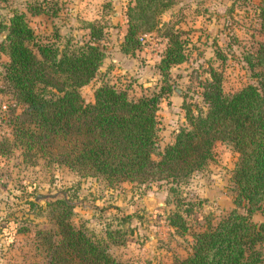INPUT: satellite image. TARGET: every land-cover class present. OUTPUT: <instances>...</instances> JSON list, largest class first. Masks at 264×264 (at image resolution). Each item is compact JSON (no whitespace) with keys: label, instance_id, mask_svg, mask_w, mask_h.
Returning <instances> with one entry per match:
<instances>
[{"label":"trees","instance_id":"16d2710c","mask_svg":"<svg viewBox=\"0 0 264 264\" xmlns=\"http://www.w3.org/2000/svg\"><path fill=\"white\" fill-rule=\"evenodd\" d=\"M170 3L132 0L125 8L119 44L122 52L132 53L141 47L142 33L163 25L166 43L157 63L163 77L171 65L186 58L179 32L160 21ZM26 9L30 14L47 12L37 1ZM257 19L263 38L242 56L254 81L225 91L220 71L209 67L200 83L202 104L184 105V123L159 148V92L131 98L125 88L102 80L91 101H84L79 92L104 58L97 44L100 23L86 21L88 37L78 42L68 36L60 43L41 41L25 12L12 9L0 21V53L6 57L0 63V91L12 100L5 116L10 131L0 137V155L18 150L24 164L64 166L106 186L165 181L175 201L165 219L181 233L187 227L179 207L184 205L182 211L189 213L191 203L181 202L179 187L205 167L218 140L236 152L229 178L232 206L191 233L190 249L178 264H260L264 219L255 221L251 215H264V0L257 5ZM27 202L37 206L31 199ZM44 208L52 225L34 231L43 264H125L110 250L124 240L120 227L106 226L98 233L83 221L75 224L73 205L62 198L46 201Z\"/></svg>","mask_w":264,"mask_h":264},{"label":"rangeland","instance_id":"374dc122","mask_svg":"<svg viewBox=\"0 0 264 264\" xmlns=\"http://www.w3.org/2000/svg\"><path fill=\"white\" fill-rule=\"evenodd\" d=\"M36 1L47 12L30 14L26 7ZM131 2L0 0V21H5L12 9L22 10L39 40L59 43L66 36L72 42L86 39L88 29L84 23H100L103 27L97 44L104 58L79 92L84 101H91L93 89L101 80L125 88L131 98L159 92L157 144L161 148L184 123V105L202 104L200 83L209 67L220 71L225 91L254 81L242 56L263 38L257 19L259 0H171L160 21L179 32L185 41L186 58L171 65L164 77L157 67L166 43L161 34L163 25L158 31L142 33V45L132 53L120 50L126 27L124 12ZM115 10L117 14L112 13ZM5 59L0 53V63ZM8 97L0 91V137L10 131L5 121L7 106L12 104ZM235 158L236 152L217 140L205 167L180 185L181 202H187L185 206L191 203V210L186 213L182 211L184 205L179 207L187 227L179 233L165 219L175 208L165 181L106 186L99 179L80 177L64 166L44 165L42 161L24 164L18 150L0 155V264L44 263L35 248L34 231L52 225V219L44 208L45 200L35 201L37 206L27 201L33 200L39 190L53 189L64 191L72 203L75 224L83 221L98 233L106 226L121 228L124 240L110 245V250L125 264H178L190 249L191 233L202 229L209 218L216 221L232 206L234 192L229 178ZM251 219L259 221L264 215L255 211ZM260 248V264H264V240Z\"/></svg>","mask_w":264,"mask_h":264},{"label":"water","instance_id":"95a60500","mask_svg":"<svg viewBox=\"0 0 264 264\" xmlns=\"http://www.w3.org/2000/svg\"><path fill=\"white\" fill-rule=\"evenodd\" d=\"M60 198L64 199L68 203H71L70 201L67 200L65 196V192L62 190L53 189L48 192L39 190L33 196L34 201H39V200L50 201V200H55V199H60Z\"/></svg>","mask_w":264,"mask_h":264},{"label":"crops","instance_id":"0c3cea01","mask_svg":"<svg viewBox=\"0 0 264 264\" xmlns=\"http://www.w3.org/2000/svg\"><path fill=\"white\" fill-rule=\"evenodd\" d=\"M114 7L116 8V6L114 5ZM113 13L114 14H117L118 13V11L117 10H115V11H113Z\"/></svg>","mask_w":264,"mask_h":264}]
</instances>
